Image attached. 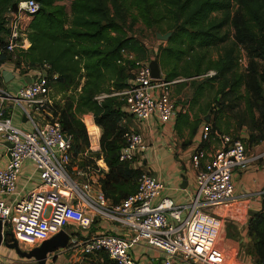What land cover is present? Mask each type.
<instances>
[{
    "label": "built area",
    "instance_id": "1",
    "mask_svg": "<svg viewBox=\"0 0 264 264\" xmlns=\"http://www.w3.org/2000/svg\"><path fill=\"white\" fill-rule=\"evenodd\" d=\"M40 8L36 0H21L17 10L7 15L8 34L5 45L0 47V59L4 55L14 59L17 53L28 51L31 43L21 27L23 15L36 14ZM240 53L239 64H246L247 54L242 47ZM128 63L134 65L129 87L115 94L124 99V110L139 122L156 117L164 125L171 123L177 102L170 88L183 81L168 82L163 75L161 79L152 78L150 61L138 60L135 53L122 50L119 64ZM247 69L246 66V72ZM2 71L0 66V76ZM31 72L26 74L31 83L15 95L0 89V137L12 145L9 164L0 171V220L19 248L30 252L66 231L72 235L68 248L79 246L86 257L106 254L117 264H140L131 248L143 243L160 252L158 264H218L212 254L224 226L220 208L234 200L233 176L250 162L243 142L222 136L221 146L213 152L198 147L192 157L193 185L183 204L162 196L164 185L160 178L142 169L137 192L114 205L100 184L109 170L103 157L95 159L93 165H72L73 138L65 134L59 119L49 112L54 104L57 75L50 78L46 71L30 75ZM106 97L100 95L96 100L101 102ZM6 101L31 124V130L16 126L13 114L5 115ZM89 134L91 151L100 152L101 136L94 147L95 135ZM210 135L208 124L201 133L202 142H208ZM260 145L264 147V139ZM145 148L143 136L130 130L120 161L142 168ZM26 162L30 165L27 182L37 181L29 193L19 187ZM101 222L117 225L123 235L91 233ZM69 227L88 234L77 237ZM0 264L11 261L0 253Z\"/></svg>",
    "mask_w": 264,
    "mask_h": 264
},
{
    "label": "trees",
    "instance_id": "2",
    "mask_svg": "<svg viewBox=\"0 0 264 264\" xmlns=\"http://www.w3.org/2000/svg\"><path fill=\"white\" fill-rule=\"evenodd\" d=\"M20 1L0 0V47L7 39L6 17L17 10ZM36 1L41 6L40 11L33 15L24 14L21 25L28 34L31 47L8 60H13L21 75L22 69L27 73L46 69L50 78L57 75L53 84L56 101L49 112L59 119L65 134L73 138L72 165L85 166L86 159L95 161L103 157L109 171L100 179V184L106 198L112 204L120 205L137 192L142 172V168L121 162L119 157L130 131L123 120L129 119L130 115L123 108L124 99L115 94L129 87L134 68L129 63L120 65V54L122 50H128L135 53L138 60L151 61L150 50L135 37L111 35L117 31L114 17L123 11L126 0H72L70 15L63 7L55 8L56 2L66 0ZM159 1L169 14L170 29H175L168 42L170 47L164 48L160 43L155 56L162 72L171 62L181 61L186 54V49L171 47L177 45V37L188 39L190 50L197 48L205 54L207 50L226 43L227 36L223 31L227 26L234 28L235 46L225 49L219 60L208 61L205 69H202L205 55L195 58V73L201 75L215 71L211 81L223 80L214 101L216 104H223L222 96L233 97L235 101L244 99L246 109L240 116V127L242 129L249 120L251 127L245 139L247 147L260 145L264 139V73H260L258 62H264V0ZM215 13H222L223 17H216ZM236 47H242L247 54L249 67L245 74L237 73L239 57H236ZM5 57H1L0 66ZM173 77L165 78L171 82ZM3 81L1 75L0 82ZM201 89L203 86L195 93L194 103H199ZM100 95L107 97L98 102L96 97ZM235 106L239 104L235 103ZM224 109L222 107V111ZM204 112L209 116L208 105ZM88 114L94 116L95 125L101 129L100 152H90V138L82 119ZM208 124L211 126L210 140L199 146L204 150L208 149L215 135L222 134L219 123ZM87 153L90 154L86 158ZM248 232L252 242L250 252L260 264L264 261V199L261 210L253 213L248 222ZM72 233L82 238L80 232ZM5 238L10 242L8 229ZM102 257L105 264H117L106 254Z\"/></svg>",
    "mask_w": 264,
    "mask_h": 264
},
{
    "label": "crops",
    "instance_id": "3",
    "mask_svg": "<svg viewBox=\"0 0 264 264\" xmlns=\"http://www.w3.org/2000/svg\"><path fill=\"white\" fill-rule=\"evenodd\" d=\"M9 58L8 55L4 58L5 60L1 64L2 70L12 72L15 77L8 84L5 81L1 84L4 87L2 90L7 94L15 95L20 88L28 83L29 79L27 75H20V71L16 70L12 62L13 60H8ZM38 71L37 69L32 70L29 74L33 75ZM42 71H46V69H42ZM177 88L184 87L176 84L172 87V97L177 102V110L171 123L164 125L156 117L139 122L130 116L127 119V125L131 131L140 133L144 138L146 148L142 155V169L150 171L160 178L164 185L162 196L172 198L177 204H183L187 201L189 190L194 181L192 157L202 143L203 129L209 122H212V119L204 112V105L200 102L194 103L192 100L194 96L191 98L184 92L182 94L174 93ZM13 112L16 111L13 109L12 103L8 101L5 104V115L13 114L14 116ZM16 113L15 117L19 120L16 126L24 130H31V124L24 122L19 113ZM90 121L93 123L92 119ZM239 134L245 139L248 137L245 127ZM99 135L101 136V131ZM5 143L7 142L0 137V171L7 167L11 159ZM221 144L222 141L214 143L212 139L207 151L213 152ZM248 154L250 159L248 167L244 171H237L233 176L234 200L220 208L219 215L224 221V226L212 255L213 260L218 264H246L250 262L248 258L255 261L250 252L252 242L248 232V222L253 213L261 210L264 199V147L254 145L248 149ZM29 168V163H24L19 183V187L24 188V192L28 193L35 188L37 182L34 181L32 184L27 182ZM183 174L187 176L189 183L186 190L180 188ZM2 197L3 195L0 193V198ZM105 231L123 235L117 225L108 222L97 223L91 233ZM86 234L88 233L82 231L81 237ZM0 253L5 258H10L12 264H37L34 260L21 259L15 251L4 246L0 249ZM131 254L140 264H158L161 259L160 252L146 243L132 247ZM103 258L102 255L86 257L82 255L79 246H72L59 251L56 259L50 258L47 264H105Z\"/></svg>",
    "mask_w": 264,
    "mask_h": 264
},
{
    "label": "rangeland",
    "instance_id": "4",
    "mask_svg": "<svg viewBox=\"0 0 264 264\" xmlns=\"http://www.w3.org/2000/svg\"><path fill=\"white\" fill-rule=\"evenodd\" d=\"M71 3H72V0L58 1L55 4V8L63 7L65 8V11L70 15L71 14ZM214 16L221 18L223 17V14L215 13ZM114 20H115L114 24L116 26L117 31L111 33V35L112 36L119 35V36H124V37H135L139 39L150 50L152 59H154L157 53L159 52L160 43H163L162 47L164 48L170 47L168 42H162V41L157 40V32L161 31L164 34H166L168 32L173 31L172 35L175 33V29H170L171 25L169 23L171 22V20L169 18V14L167 13V9H165L162 6V3L159 0H126L123 11H121L120 14L117 15V17H114ZM162 26L163 28H161ZM223 32L227 36L226 43L215 46L207 50L205 54L204 52H202L201 50L197 48H194V50H190L189 40L183 39L181 37H177L176 39L177 45L175 47L174 46H171V47L177 48V49H186V54L183 56L181 61H178L177 63L171 62L167 70H164V72H162L161 70V73L165 77L174 75V77L172 78V80L174 79L173 81L175 80L183 81V82L177 83L176 85H183L184 88H179V89L177 88L176 90H174V93L178 92L179 94H182V92H184L186 93L187 96L193 97L195 93L198 91V89L203 86V89H201L203 93L200 94L201 98L199 102L202 105H204V108H206L208 105V112H209L208 115L211 117L212 122L215 121L216 123H219V125L221 126L222 134H218L217 137L216 135L215 137H213L214 143H219L221 141V136H228L232 140H238L239 138L243 142V144L247 147L248 143L246 142L245 138L241 137V135L239 134V132L241 131L240 116L243 114L242 112H244L246 109V104L244 102V99L242 98L240 101H235L233 97L225 98L224 96H222L221 101L223 104L221 105L216 104L214 101H215V98H217L218 92L222 87L221 84L223 80L219 79L218 81H215V80L211 81V79L216 75L215 71L205 72L201 75H196L195 73L196 71L195 66H197V62L194 63L195 58H199L203 54L205 55V61L202 63V69H205L208 61L219 60L224 55L225 49L235 46L234 28L231 25H229L224 29ZM240 55H241L240 47H236V57L240 58ZM245 65L249 67L248 58H246V64H241V65L238 64L237 73L245 74L246 73ZM258 68H259L260 73L263 74L264 73V62L259 61ZM21 72H23V75L27 74V71L25 69H22ZM173 86L175 85H172L170 88L171 95H172ZM0 89H4L1 82H0ZM241 93H242L241 95H243L244 91L241 90ZM52 99L54 103L56 101L54 93H52ZM7 102L8 101H6V103ZM235 103H238L239 106L233 107ZM222 107H225L223 111H222ZM16 114L17 113L14 112V121H15V124L17 125L19 123V120L16 119L15 117ZM257 116L259 117V112ZM82 119L87 127L88 134L90 131L92 135H95V138L92 140L93 146L95 147L98 141V136L100 134V131L96 129L97 126L95 125L94 116L92 114H88V115H84ZM90 119H92L96 127L93 125ZM243 127L246 128V133L249 134V130L251 127L250 121L247 120L244 123ZM89 138L91 141L90 134H89ZM90 147H91V142H90ZM247 149L249 148L247 147ZM90 152H92L91 149H90ZM89 154L90 153L85 154L84 157L86 158L89 157L88 156ZM82 157L83 156H80V158ZM85 161H86V165L87 164L93 165L95 164L96 160L94 161L91 159H86ZM76 163H78V161ZM67 229L80 232V233L82 232L81 229H77L73 227H69ZM221 233H222V230H221ZM8 259L11 260L10 258ZM248 259L250 262H247L246 264H257L254 260H251L250 258Z\"/></svg>",
    "mask_w": 264,
    "mask_h": 264
},
{
    "label": "water",
    "instance_id": "5",
    "mask_svg": "<svg viewBox=\"0 0 264 264\" xmlns=\"http://www.w3.org/2000/svg\"><path fill=\"white\" fill-rule=\"evenodd\" d=\"M173 32H168L166 34H163L161 32H157V40L162 42H169V40L172 37ZM151 72H152V78L154 79H161L162 73L160 68V63L157 58H154L149 63ZM5 83H9L14 79V74L8 70H3L1 73ZM28 83H31V79L29 78ZM209 118V117H207ZM208 120V119H207ZM26 122V120H23ZM6 147L9 149V154L11 155V149L12 145L10 143H5ZM182 183L180 185V188L182 190H186L188 188V178L186 175H182ZM71 234L67 233L66 231H61L59 234L51 238L50 240H47L42 243V245L39 248H35L34 250L30 252L22 251L18 243L11 239V242H7L5 238V229L2 221L0 220V248L3 246L13 250L16 252V254L21 259L26 260H34L37 264H47V261L52 258L53 260L56 259L58 256V252L68 249L70 241H71Z\"/></svg>",
    "mask_w": 264,
    "mask_h": 264
},
{
    "label": "bare ground",
    "instance_id": "6",
    "mask_svg": "<svg viewBox=\"0 0 264 264\" xmlns=\"http://www.w3.org/2000/svg\"><path fill=\"white\" fill-rule=\"evenodd\" d=\"M97 130L101 131V129L99 127L96 128ZM102 136V135H101Z\"/></svg>",
    "mask_w": 264,
    "mask_h": 264
}]
</instances>
